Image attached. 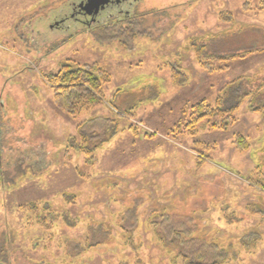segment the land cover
Masks as SVG:
<instances>
[{
  "label": "rangeland",
  "instance_id": "rangeland-1",
  "mask_svg": "<svg viewBox=\"0 0 264 264\" xmlns=\"http://www.w3.org/2000/svg\"><path fill=\"white\" fill-rule=\"evenodd\" d=\"M74 1L0 0V264H189L169 223L222 264H264L261 0H135L129 25L90 33L55 25ZM93 62L104 101L70 117L47 76ZM217 97L237 105L227 125L186 133ZM94 118L117 130L88 160L77 125Z\"/></svg>",
  "mask_w": 264,
  "mask_h": 264
},
{
  "label": "trees",
  "instance_id": "trees-1",
  "mask_svg": "<svg viewBox=\"0 0 264 264\" xmlns=\"http://www.w3.org/2000/svg\"><path fill=\"white\" fill-rule=\"evenodd\" d=\"M259 5H261V10L264 11V0H261ZM172 78L177 80V85L184 84L188 79L187 75L176 65H174L172 71ZM47 80L48 83L51 84L55 105L58 108H61L68 116L75 117L84 111H89L94 107L101 105L104 101L102 86L110 82V73L107 69L102 68L95 62L80 65L66 63L61 65L57 70V73L49 74ZM204 105L205 103L201 102L192 106L193 110L191 111V115L194 116L187 122L189 128L186 133L195 132L201 121L204 120L208 123L210 118H216L213 121H210L212 127H225L227 125L228 116L237 108V105L228 109L221 108V97H217L216 104L213 106L209 105L205 108ZM221 115L224 117H221L220 122H218L217 119ZM111 126H114L113 132L108 134V136L103 137V135L107 134V131ZM77 128L81 140L78 149L85 154V157L88 160H93V150H95L97 146L106 143L109 137L116 133L117 130L113 121L106 118L84 120L77 125ZM96 135L99 142L94 145L91 143V139H95ZM239 143L240 141L238 140V144ZM239 146L241 145L239 144ZM245 146H247V144H245ZM245 146L243 144V149ZM166 224H168V222H166ZM169 224L170 225L166 228H169L171 233H173L177 250L181 251L180 256H183L184 259L188 260L189 264H193L191 263L192 260L201 263L205 261L206 263L204 264H222L230 258L225 251L222 252L221 249H218L216 244L213 245L212 243L206 242L204 239L201 240L195 237L189 239L188 236L193 232V227H191V225L190 228L186 230L183 227H175L176 224L175 226L171 223ZM182 233L185 236L183 239L180 237ZM158 236L159 239L162 240L159 233ZM162 241L164 242V240Z\"/></svg>",
  "mask_w": 264,
  "mask_h": 264
},
{
  "label": "flooded vegetation",
  "instance_id": "flooded-vegetation-1",
  "mask_svg": "<svg viewBox=\"0 0 264 264\" xmlns=\"http://www.w3.org/2000/svg\"><path fill=\"white\" fill-rule=\"evenodd\" d=\"M86 0H75L69 5L68 15L56 22L55 25L62 24L69 19L74 23H80L90 33L92 27L113 23L119 24L122 28L129 25L131 17H134L136 2L135 0H105L104 4L98 9L85 10ZM120 30V29H119Z\"/></svg>",
  "mask_w": 264,
  "mask_h": 264
},
{
  "label": "water",
  "instance_id": "water-1",
  "mask_svg": "<svg viewBox=\"0 0 264 264\" xmlns=\"http://www.w3.org/2000/svg\"><path fill=\"white\" fill-rule=\"evenodd\" d=\"M86 4L84 6L85 10H89V9H98L99 6H101V4H104L105 0H86Z\"/></svg>",
  "mask_w": 264,
  "mask_h": 264
}]
</instances>
